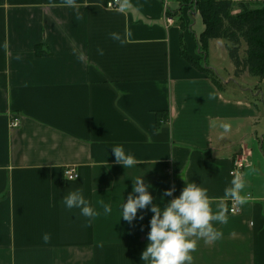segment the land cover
<instances>
[{"label": "crops", "instance_id": "0c3cea01", "mask_svg": "<svg viewBox=\"0 0 264 264\" xmlns=\"http://www.w3.org/2000/svg\"><path fill=\"white\" fill-rule=\"evenodd\" d=\"M108 1L0 0V264H143L152 213L120 220L143 174L161 206L165 190L175 189L167 203L195 182L225 214L227 223L214 222L221 237L199 239L191 264H264L259 86L242 85L233 69L223 81L201 69L203 61L218 72L206 61L221 40L202 53L205 26L181 0H119V9ZM182 43L203 60L184 58ZM116 145L138 163H117ZM236 177L243 204L227 194ZM76 188L94 218L64 206ZM235 202L239 213L230 212Z\"/></svg>", "mask_w": 264, "mask_h": 264}, {"label": "clouds", "instance_id": "9594fccd", "mask_svg": "<svg viewBox=\"0 0 264 264\" xmlns=\"http://www.w3.org/2000/svg\"><path fill=\"white\" fill-rule=\"evenodd\" d=\"M69 6H74L75 0H64ZM113 40L123 43L118 33H111ZM103 54L102 49H98ZM225 132L229 131V125H222ZM115 161L125 169L138 163L134 153L126 150L123 145L112 146ZM76 179V177H75ZM132 191L121 204V218L131 224L137 218L143 219L142 210L147 209L152 213L149 221L150 231L148 242L141 253L143 264H191V253L197 248L199 239L205 241L218 240L222 233L214 227L215 223H227L223 211L214 213L210 207L207 190L195 182H188L180 194L164 203L165 198L172 197L174 188L165 190L161 196L162 205L154 202L152 189L154 186L144 180V174L132 180ZM232 188L227 194L245 203V199L237 195L244 188V182L236 177L231 182ZM63 204L68 210L79 209L80 214L92 219L96 211L86 199L83 189L76 188L63 197ZM105 214H110L112 208L109 204L103 205ZM138 210L141 215L138 217ZM43 240L47 243L50 235L45 233Z\"/></svg>", "mask_w": 264, "mask_h": 264}, {"label": "trees", "instance_id": "16d2710c", "mask_svg": "<svg viewBox=\"0 0 264 264\" xmlns=\"http://www.w3.org/2000/svg\"><path fill=\"white\" fill-rule=\"evenodd\" d=\"M257 1L195 0L196 11L205 26L199 39L202 53L207 52L211 41L225 40L237 78L246 73L264 77V0L253 7ZM182 56L194 64L203 60L191 57L183 43ZM200 66L213 74L211 69Z\"/></svg>", "mask_w": 264, "mask_h": 264}, {"label": "rangeland", "instance_id": "374dc122", "mask_svg": "<svg viewBox=\"0 0 264 264\" xmlns=\"http://www.w3.org/2000/svg\"><path fill=\"white\" fill-rule=\"evenodd\" d=\"M260 1L261 0H258L257 2H253L252 6L253 7L259 6ZM181 2L183 4V6L186 7L188 10H195L196 11L195 0H181ZM195 19H196V21H198L197 27L198 28L202 27V25H203L202 18L200 16H198ZM220 40H221V42L219 43L218 48L214 47L215 49H212L210 51V56L208 57L206 63H208V65L210 67H212L213 65L217 66L218 72L212 71L213 75L215 74V76L219 80L223 81V79L226 80L229 78L228 72L231 71V69H233V74H234V66H233L232 61L229 57V52L226 49V48H228V47H226L227 42L225 40H222V39H220ZM215 41H217V40H215ZM244 48H245V46L243 47V50H244ZM203 64H204V62L202 61L201 65H203ZM246 74H244V75H246ZM233 77H234V75H233ZM234 78L239 80V82L242 85H251V84L252 85H258L259 86L258 91L261 90V92L264 96V77L258 78V77H255L253 75H246L245 79L243 81L240 78H237V77H234Z\"/></svg>", "mask_w": 264, "mask_h": 264}, {"label": "built area", "instance_id": "2783aa9c", "mask_svg": "<svg viewBox=\"0 0 264 264\" xmlns=\"http://www.w3.org/2000/svg\"><path fill=\"white\" fill-rule=\"evenodd\" d=\"M119 3H120L119 0H110L107 2V7L112 8V9H119L120 8ZM20 123H21L20 118L14 117L11 121V127L17 128L20 126ZM65 175L69 180H73V179H75V177L76 178L78 177L77 172L72 168L66 169ZM240 211H241L240 207L238 206V204L236 202L230 208V212H232V213H239Z\"/></svg>", "mask_w": 264, "mask_h": 264}]
</instances>
